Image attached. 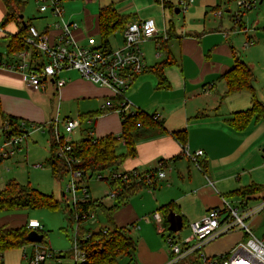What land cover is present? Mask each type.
Instances as JSON below:
<instances>
[{"label":"crops","instance_id":"0c3cea01","mask_svg":"<svg viewBox=\"0 0 264 264\" xmlns=\"http://www.w3.org/2000/svg\"><path fill=\"white\" fill-rule=\"evenodd\" d=\"M237 1H62L64 19L77 24L72 34L80 43H84L87 35H94L97 41H101L98 40L97 17L99 10L108 5L120 15L127 16L124 27L134 21L151 20L157 29L152 38L139 44L146 70L134 78L124 93V100L127 103L126 113L137 109L147 115L159 114L160 117L157 124L139 130L135 153L124 157L116 165L122 170L114 168L112 171L125 173L135 170L141 177L147 174L152 180L150 186L140 183L131 191L126 203L113 214L117 226L131 229L130 236L136 241L134 264L169 262L168 248L152 217L156 211L162 215V206L171 204L173 212L182 218V229L188 228L189 222L200 219L210 208L222 206L223 199L237 206L240 200L230 195L233 190L252 183H264V123L251 121L243 130H236L226 121L233 112L251 105L252 93L246 89L225 95L226 84L222 75L234 65L236 58L251 69L253 92L264 102V0H256L252 8L243 13L241 23L236 27L231 20V12L237 8ZM219 10L222 13L217 15ZM6 11L4 1L0 0V25ZM35 14L24 20V15L20 13V21L0 26L2 59L16 61L8 56V35L18 32L22 21L34 25L41 32L47 31L49 35L56 33L51 26L55 18L49 12L40 13L37 9ZM36 19H45L46 22L38 28ZM115 33H119L120 38L115 45L108 39L107 44L111 48L122 44L120 29ZM160 62L166 63L163 67L166 87L159 85V79L151 70ZM59 76L66 81L60 88L57 89L50 81L45 90L34 91L26 86L23 72L0 67V107L3 115L15 116L20 122L26 121L24 128H29V122L36 124L46 118L47 101L51 98L57 100L59 106L77 113L81 124H93V136L120 134L122 118L115 108L123 99L115 97L108 88L82 78L75 70L64 71ZM109 105L112 107L108 108ZM4 116L0 115V148L10 149L9 145H4ZM57 119L59 122V117ZM32 128L45 131L41 125ZM48 129L45 132L47 137L41 143L47 144V157L50 156ZM26 131L27 135L13 153L0 158V190L10 179L20 184L23 182L18 164L25 166L29 176L30 169L38 170L40 166L36 162L33 169L29 168L30 154L39 149V144L34 132ZM56 131L59 133L58 125ZM178 131L185 132L183 144L174 136ZM27 137L29 139L25 140ZM119 143H122L123 150L118 154L125 153L124 142ZM183 146L191 152L201 149L203 154L197 161H192L183 154ZM158 170L164 172L163 177L158 176ZM89 197L92 199L90 191ZM104 202L111 205L114 200ZM257 216L258 213L250 223ZM28 219L27 209L0 211V226L18 227ZM162 226L165 228L163 216ZM242 238L243 232L234 229L206 244L203 252L206 256L226 252ZM257 238L264 243V236ZM30 244V253H26V245L5 251L0 264H28L33 251V243Z\"/></svg>","mask_w":264,"mask_h":264},{"label":"built area","instance_id":"2783aa9c","mask_svg":"<svg viewBox=\"0 0 264 264\" xmlns=\"http://www.w3.org/2000/svg\"><path fill=\"white\" fill-rule=\"evenodd\" d=\"M62 1L36 0L38 12H49L55 18L51 26L56 30V33L49 35L47 31L41 32L34 25H30L23 38L27 48L9 53L10 59H16V61H7L0 57V67L23 72L26 86L34 91L45 90L50 81L57 89L60 88L66 83L65 79L59 76L60 73L75 70L82 78L108 88L115 97L123 99L115 109L119 114L126 113L127 103L124 100V93L134 78L145 69L143 53L139 44L142 40L152 38L157 33L156 26L151 20L134 21L127 24L121 31L122 44L115 48L97 41L94 35H87L84 43H80L72 34L73 30L77 28V24L64 19ZM255 2L256 0L237 1V8L231 12V20L236 27L240 25L243 13L251 9ZM181 4L184 5V2L181 1ZM184 8L186 7L184 6ZM221 13L220 10L216 11L217 15ZM111 107V105L108 106V108ZM159 117V114L153 116L155 120H158ZM62 123L65 133L72 132L81 124L78 119L71 118H66ZM51 125L57 138L60 135L56 131L58 119H53ZM7 127L8 123L5 122L3 130ZM88 133L92 134L91 131ZM24 138V134L5 137L4 145H9L10 149L0 148V158L13 153ZM65 139L67 142L71 141ZM68 150H70V144L66 143L63 150H59L57 155L64 157V152ZM183 154L190 160L197 161V158L203 154V150L191 152L187 146H183ZM157 174L159 177L164 176L162 170H158ZM71 175L73 180L67 186V191L72 195V206H75L79 202L89 200L90 197L88 186L84 183L83 172L78 169L72 171ZM130 176L135 180H141V176L135 170L112 173L110 179L127 181ZM98 177L101 178L100 175ZM142 177L147 186L152 184L149 175L146 174ZM78 191H81L80 198L77 197ZM115 196L114 191H108L105 198L114 199ZM263 207V200L255 206L249 207L247 203L240 201L237 206L232 207L223 199L222 206L210 208L203 217L189 222V234L183 239H176L175 234L164 229L160 212H154L152 217L167 245L170 254L168 264H174L181 259L191 257H196L199 264H264V243L249 228L251 218ZM76 217L80 221L87 220L94 218V212L79 213L76 214ZM247 219H249L248 223ZM27 226L32 230L41 229V224L36 219H28ZM236 228L245 232L247 236L245 240L239 241L226 252L213 256L205 255L203 248L206 244ZM76 237L77 234L74 238V248L68 254L61 251L54 252L49 246L41 243H33V251L28 264H79L83 262L85 252L79 248Z\"/></svg>","mask_w":264,"mask_h":264},{"label":"trees","instance_id":"16d2710c","mask_svg":"<svg viewBox=\"0 0 264 264\" xmlns=\"http://www.w3.org/2000/svg\"><path fill=\"white\" fill-rule=\"evenodd\" d=\"M3 1L7 7V11L0 26L4 27L10 21H20V10L22 11L25 2L20 0ZM126 17L125 15H120L111 5L102 7L97 17L100 40L106 44L109 43V36L117 29L122 31L124 28ZM22 22L18 32L8 35L9 42L7 44V52L20 51L27 48L23 38L27 34L30 24L27 21ZM165 64V62H160L151 67V70L159 79V85L163 87L167 86V81L163 75V67ZM145 70L146 69H144L143 72ZM222 78L226 84L225 95L232 94L242 89H246L252 93L250 107L233 112L226 120L229 125L236 130H243L251 121H261L264 123V102L259 100L253 92V74L249 66L236 58L234 65L223 73ZM0 115L4 116L1 107ZM120 115L122 118L120 134H107L101 137H94L92 134L88 133L87 137H81L79 141L67 142L63 135H59L56 138L53 126L50 125L48 129L50 133V156L48 162L52 176L56 179H60L63 175L67 173L71 174L72 171L80 169L83 172V179L88 180L94 173H99L105 168L120 164L124 157L135 153V141L139 138V130L157 124L156 122H158V120L153 119V115H147L143 111L137 109L131 113L123 112ZM4 119L8 123V127L3 130L5 137L19 134L27 135V131L24 128V125L27 123L26 121L20 122L19 118L10 115L6 116ZM31 126L39 127V125L33 123ZM174 136L181 144L185 142L184 131L175 132ZM120 141L124 142L126 152L118 154L116 152V147ZM66 143L70 144V150L64 152V157L58 156L57 152L63 150ZM135 181V178L132 176H130L127 181L110 179V191L116 193L113 199L114 203L111 205L105 204L103 199H89L71 207L65 205V211L69 220L73 219L80 222L76 214H89L90 212L97 214L100 212L104 215L107 222L105 228H99L89 233V236L78 235L76 237L79 248L85 252V259L79 264H116L118 258L123 255L127 256L130 261H133L136 241L130 236L128 227L117 226L114 223L113 214L126 203L131 191L139 187L141 185L140 183L145 185L143 177H141V182ZM230 193V195L239 198L243 203H248L253 200L264 201V195H262V193H264V183H252L241 186ZM59 206L60 201H58L52 193L40 192L29 185L20 184L15 179L8 180L0 190V211L34 208L54 210L59 208ZM160 209L163 210L164 229L172 233L167 227L166 216L169 211H174L173 207L171 204H167ZM31 230L32 229L27 226V221L18 227L0 226V259L5 251L19 249L32 243L27 239V235ZM36 231L43 235L40 243L47 245L44 241L46 234L43 229H37ZM66 253L68 254L69 252H65V254ZM174 264H199V261L196 257H191L181 259Z\"/></svg>","mask_w":264,"mask_h":264},{"label":"rangeland","instance_id":"374dc122","mask_svg":"<svg viewBox=\"0 0 264 264\" xmlns=\"http://www.w3.org/2000/svg\"><path fill=\"white\" fill-rule=\"evenodd\" d=\"M27 1L24 5L23 11L20 10V13L24 15V20H27L29 18H32L33 15H36L37 13V7L38 3L36 0H24ZM37 20V19H36ZM35 21V20H34ZM46 22L45 19H40L36 21V25L38 28H41L42 25ZM115 35V37H114ZM120 38L119 33H115L109 36V40L112 44L115 45V42ZM100 40V38H98ZM1 47V46H0ZM3 48L1 47L0 50ZM51 101H47V113L46 118L43 120V122H37V125L43 126L42 128L44 130H40L39 128L33 129L31 126V122L28 123L30 126L25 127L26 130H28L30 133L35 135V138L37 139V142L39 144V149L36 151H32L30 154V160L29 161V168H34V164L38 162L40 166L37 169L29 170L30 175H27L25 172V166L23 164H18L17 168L19 169V173L22 177V183L23 185H29L32 188L37 189L40 192L43 193H52L53 196L60 201V206L57 209L50 210L46 208H34V209H27L29 219L33 218L36 219L40 224L41 228L45 232V238L44 241L47 243V246L50 247L54 252H71L74 248V238L75 235L77 236L82 235L86 236L88 233H91L93 231L98 230L99 228H105L107 226L106 219L104 215L100 212L95 215L94 218H90L87 220H82L80 222H77L75 220H69L67 217V213L65 211V205H68V207H71L72 202V195L70 192L67 191V186L70 184V182L73 180V177L71 174L67 173L63 175L60 179H56L52 176L49 162L47 160V144H42V141L46 139V134L49 126L52 123V120L59 117L58 122V130L60 134H63V136L67 139L71 138V141H79L81 137H87L88 131H92L93 124L87 125L82 123L79 128H81V131L79 128L73 130L70 133H65L63 129V122L65 120V117H69L71 119H78V114L70 110L68 107H64L61 105L59 106L57 100H53L50 98ZM118 120H120L118 116ZM93 135V134H92ZM96 137V136H94ZM27 137L25 140H28ZM123 150L122 143H119L116 147V152L120 153ZM40 156V157H39ZM46 157V158H45ZM37 159V161H35ZM35 161V162H34ZM7 167H10V165L7 163ZM3 170L6 168L2 165L1 167ZM119 169L122 170L121 167L114 166L113 168H105L101 170L99 173H94L88 180H85L84 183L88 186L91 198L96 199H103L104 201L107 200L104 198L106 193L110 191V185L109 180L113 169ZM98 175H101L103 178L99 179ZM64 193V195H63ZM77 197H81V191L77 192ZM109 200V199H108ZM112 200V199H110ZM260 203V200H253L249 201L247 203V206H255ZM230 205L232 207H235L236 204L230 201ZM246 222H249V219L246 220ZM249 228L254 232L255 236L263 238L264 236V211L263 209L258 213V216L255 221L249 222ZM238 229V228H236ZM129 229V233H130ZM236 231V230H235ZM243 232V240L247 238L245 232ZM189 234V230L187 227H184L179 232V237L175 234L176 239H183ZM167 246V245H166ZM26 253L31 252V244L26 245L25 247ZM68 258V257H67ZM25 263V260H23ZM116 264H134L133 261H130L127 256H120L116 262Z\"/></svg>","mask_w":264,"mask_h":264},{"label":"water","instance_id":"95a60500","mask_svg":"<svg viewBox=\"0 0 264 264\" xmlns=\"http://www.w3.org/2000/svg\"><path fill=\"white\" fill-rule=\"evenodd\" d=\"M176 12H178V10H176ZM166 218L169 223L168 229L173 233L178 234L181 231L183 224L181 216L173 211H169ZM42 238L43 235L39 234L36 230H31L27 235V239L32 243H40Z\"/></svg>","mask_w":264,"mask_h":264}]
</instances>
